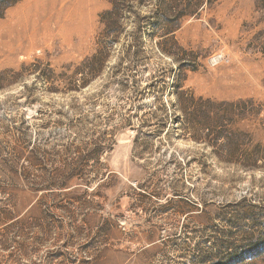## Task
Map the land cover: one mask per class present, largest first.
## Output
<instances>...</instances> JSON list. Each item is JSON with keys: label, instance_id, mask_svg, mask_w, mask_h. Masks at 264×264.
Listing matches in <instances>:
<instances>
[{"label": "rangeland", "instance_id": "rangeland-1", "mask_svg": "<svg viewBox=\"0 0 264 264\" xmlns=\"http://www.w3.org/2000/svg\"><path fill=\"white\" fill-rule=\"evenodd\" d=\"M95 3L83 35L53 12L0 55V264H264L261 4L203 0L168 33L153 0L119 35Z\"/></svg>", "mask_w": 264, "mask_h": 264}, {"label": "bare ground", "instance_id": "bare-ground-1", "mask_svg": "<svg viewBox=\"0 0 264 264\" xmlns=\"http://www.w3.org/2000/svg\"><path fill=\"white\" fill-rule=\"evenodd\" d=\"M70 2L67 4V2ZM95 0H30L25 10L15 12L14 17L0 23V55L5 51L15 52L23 49L30 26L35 32L49 37L51 34V13H56L60 33L70 39L72 33L83 35L91 24ZM41 21L38 26L37 22ZM29 36V35H28ZM31 43L34 37H29Z\"/></svg>", "mask_w": 264, "mask_h": 264}, {"label": "trees", "instance_id": "trees-1", "mask_svg": "<svg viewBox=\"0 0 264 264\" xmlns=\"http://www.w3.org/2000/svg\"><path fill=\"white\" fill-rule=\"evenodd\" d=\"M19 0H0V17H3L6 10L14 6ZM153 0H110L112 5L111 9L107 10L101 16V23L105 22L113 32L122 34L121 22L124 20H131L136 14L135 9L143 6L146 3H150ZM159 3V9L155 12L158 15V18L163 22L173 23L170 28L167 29L168 33L174 32L176 25L185 18L186 16H194L198 13L200 6L203 3V0H156ZM259 5L264 9V0H257ZM142 28L137 27V34L140 33ZM119 37V36H118ZM118 37L115 36L117 39ZM240 104V103H239ZM229 106H233L230 104ZM232 112V110H225ZM209 112V111H207ZM212 126V125H211ZM210 135V133L208 134ZM216 138L222 137V132L215 133ZM226 144L220 146L221 153H224L228 160L229 164H234L239 167L254 169L258 168V158L251 157L245 153L240 154V151L237 147L234 146V142L229 138ZM239 155L244 157L238 158ZM259 246L254 250L256 251Z\"/></svg>", "mask_w": 264, "mask_h": 264}]
</instances>
